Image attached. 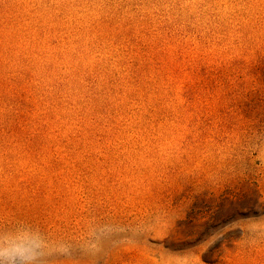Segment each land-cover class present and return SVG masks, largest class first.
Segmentation results:
<instances>
[{"label":"rangeland","instance_id":"1","mask_svg":"<svg viewBox=\"0 0 264 264\" xmlns=\"http://www.w3.org/2000/svg\"><path fill=\"white\" fill-rule=\"evenodd\" d=\"M207 79L243 102V131L193 145L192 123L218 104L190 101ZM4 96L27 111L18 134L0 127V249L39 234L68 249L41 264H264V213L168 247L232 159L257 162L264 202V0H0Z\"/></svg>","mask_w":264,"mask_h":264},{"label":"trees","instance_id":"2","mask_svg":"<svg viewBox=\"0 0 264 264\" xmlns=\"http://www.w3.org/2000/svg\"><path fill=\"white\" fill-rule=\"evenodd\" d=\"M207 81L208 79L200 83L199 86L204 84L202 89L192 92L190 101L194 102V100L203 98L208 102L212 98H217L218 104L205 106L202 110L200 124L195 127L192 123L193 129L189 139L193 145L217 139L223 134L243 131L240 126H236V120L243 114V102L235 98L231 101L225 93L217 94L220 85ZM18 85L14 86L16 89L14 94L19 93ZM221 87L226 88V85L223 84ZM8 99L10 98L7 96L0 97L2 102ZM10 100L16 103L17 108L10 113V123H0V127L8 134L14 135L18 134L25 124L27 103L24 99L11 98ZM229 162L228 166L232 167L230 169L232 172L229 173L231 175L226 187L217 194L205 191L195 196L186 218L178 224L177 232L181 237H174L168 247L179 248V246L196 242L209 230L220 227L225 222L233 221L237 216L249 217L264 213V202L256 182L255 164L257 162L253 161L250 155L238 160L232 159ZM234 232V230L226 231L202 254V260L205 263H212L213 257L220 256L222 249L229 248L234 241ZM191 237H193L192 240H186Z\"/></svg>","mask_w":264,"mask_h":264},{"label":"clouds","instance_id":"3","mask_svg":"<svg viewBox=\"0 0 264 264\" xmlns=\"http://www.w3.org/2000/svg\"><path fill=\"white\" fill-rule=\"evenodd\" d=\"M68 249L61 245L55 250L39 234L35 236V244L30 250L0 249V264H41V261L52 255H67Z\"/></svg>","mask_w":264,"mask_h":264}]
</instances>
